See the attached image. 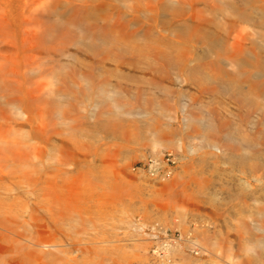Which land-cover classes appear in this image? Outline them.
Returning <instances> with one entry per match:
<instances>
[{
	"label": "bare ground",
	"instance_id": "obj_1",
	"mask_svg": "<svg viewBox=\"0 0 264 264\" xmlns=\"http://www.w3.org/2000/svg\"><path fill=\"white\" fill-rule=\"evenodd\" d=\"M257 18L259 30L246 37L241 25ZM223 52L228 67L236 68V80L221 90L249 106L244 122L258 114L253 125L262 126L264 0H0V264H63L64 252L39 231L42 212H56L55 224L72 236L76 252L95 250L80 247L92 226L61 206L84 204L85 194L113 189L120 179L135 182L124 163L133 143L114 141L115 119L148 102L124 104L130 87L125 83L136 85L142 97L146 84L162 87L170 67L215 63ZM204 123L187 137L224 141L230 160L251 163L254 171L264 168L257 157L264 143L249 141L227 124ZM154 134L158 147L174 145L169 135ZM256 138L263 139L264 130ZM174 146L180 150L181 144ZM245 148L252 153L240 154ZM187 149L180 160H191L196 147ZM168 154L177 164L172 153L153 151L139 172L164 178L156 163ZM175 187L173 181L166 184L165 194L176 202ZM259 215L264 219V211ZM259 226L264 229V220ZM171 244L156 252L168 257L160 264H168L181 247ZM262 248L259 242L254 246ZM93 253L76 264H132L114 252ZM260 258L257 264H264Z\"/></svg>",
	"mask_w": 264,
	"mask_h": 264
},
{
	"label": "rangeland",
	"instance_id": "obj_2",
	"mask_svg": "<svg viewBox=\"0 0 264 264\" xmlns=\"http://www.w3.org/2000/svg\"><path fill=\"white\" fill-rule=\"evenodd\" d=\"M259 23L258 18L254 23H243L244 35L259 30L254 27ZM218 57L215 63L192 61L186 67H170L162 87L154 89L146 84L142 97L136 85L125 83L135 91L128 88L121 99L124 104L148 102L115 119L119 135L114 141L133 143L134 153L124 163L135 182L120 179L113 189L85 194L84 204L61 206L80 216L85 226H92L80 245L95 249L89 253L75 251L72 236L55 224L56 212L40 213L43 221L37 224L39 231L64 252L63 264L79 263L93 251L104 255L114 252L132 264H160L166 252L161 251L162 256L156 252L173 241L181 247L171 252L168 264H257L264 257L263 248L254 250L258 242L264 245V229L259 226L264 220L259 215L264 211V168L254 171L251 163L239 165L230 160L222 147L224 141L187 137L193 127L201 129L209 119L227 124L233 131L238 128L235 132L249 141L264 143V138H256L258 129L264 130L263 120L262 126L253 125L258 114L252 113L244 122L249 106H242L233 92L221 90L225 83L236 80V68L228 67V52ZM193 69L198 73H192ZM242 71L251 73L254 69L243 67ZM105 79L114 83L113 77L105 75ZM190 118L201 124H190ZM155 130L169 135L172 142L168 143L181 144L180 150L174 145L158 147ZM189 146L196 147L191 160H180ZM247 149L240 154H251ZM259 150L257 157L264 161V148ZM153 151L177 158L170 175L162 171L164 178H158L139 172ZM172 181L178 194L176 202L165 194L166 184ZM141 226L144 230L138 232ZM80 229L81 225L76 227Z\"/></svg>",
	"mask_w": 264,
	"mask_h": 264
},
{
	"label": "built area",
	"instance_id": "obj_3",
	"mask_svg": "<svg viewBox=\"0 0 264 264\" xmlns=\"http://www.w3.org/2000/svg\"><path fill=\"white\" fill-rule=\"evenodd\" d=\"M165 161H166V164H165ZM175 165H176V162L174 161V157L171 154H168L167 156H165V160H161L156 163V168L159 173H161L162 171H165L167 175H170Z\"/></svg>",
	"mask_w": 264,
	"mask_h": 264
}]
</instances>
